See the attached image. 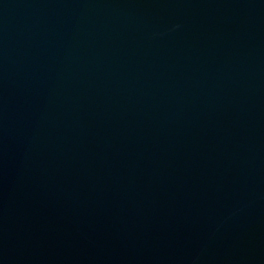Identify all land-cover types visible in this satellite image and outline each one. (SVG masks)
I'll return each mask as SVG.
<instances>
[{"label":"water","instance_id":"95a60500","mask_svg":"<svg viewBox=\"0 0 264 264\" xmlns=\"http://www.w3.org/2000/svg\"><path fill=\"white\" fill-rule=\"evenodd\" d=\"M0 264H264V0H0Z\"/></svg>","mask_w":264,"mask_h":264}]
</instances>
